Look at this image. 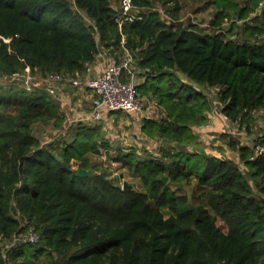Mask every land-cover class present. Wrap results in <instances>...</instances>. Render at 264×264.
I'll list each match as a JSON object with an SVG mask.
<instances>
[{"label": "trees", "instance_id": "trees-1", "mask_svg": "<svg viewBox=\"0 0 264 264\" xmlns=\"http://www.w3.org/2000/svg\"><path fill=\"white\" fill-rule=\"evenodd\" d=\"M158 1L174 4L167 12L180 20L179 0H131L146 11L122 26L123 10L112 0H0V77L28 68L40 79L72 75L86 71L102 48H127L143 78L139 94L163 112L161 120H144L142 133L184 146L215 110L241 125L264 110V25L247 23L261 0H209L221 9L213 27L233 13L244 24L240 40L197 23L168 22ZM60 110L45 90H0V264L56 257L61 264H264V154L255 150L264 136L253 145L231 141L235 158L163 149V159H143L136 149L122 151L115 160L148 189L133 191L96 172L78 174L92 168L89 153L111 148L99 142L97 127L74 128L75 138L59 142V152L34 135L38 120L59 124ZM165 177L177 184L195 178L205 202L190 204ZM30 227L39 242L6 247Z\"/></svg>", "mask_w": 264, "mask_h": 264}, {"label": "rangeland", "instance_id": "rangeland-1", "mask_svg": "<svg viewBox=\"0 0 264 264\" xmlns=\"http://www.w3.org/2000/svg\"><path fill=\"white\" fill-rule=\"evenodd\" d=\"M74 4L75 0H69ZM181 5L180 20H175L171 14H168L170 4L163 1L156 2V8L159 9L168 22L178 23L183 22L185 24L197 23L208 32L225 33L228 38L240 40L245 37L244 24L233 13L222 21L219 29H215L212 25V21L217 19V14L221 10L215 4L209 2V0H179ZM242 5L251 3L250 0H238ZM113 4L122 11V17L125 16L127 10V0H112ZM259 7L255 9L254 13L249 15L247 23L253 25L259 23L264 25V0H261ZM146 9L131 8L129 12L139 15ZM121 17V18H122ZM232 26H234L232 29ZM232 29V30H231ZM125 42V41H124ZM123 42V43H124ZM123 47L117 50V53L107 52L104 48L101 52L107 54L110 58V62L115 60L119 56V61L125 55L122 52ZM134 61L132 67L137 70V77L140 79V72L137 69V60L134 57L132 51H130ZM117 60V58H116ZM41 73H32L24 71L17 76L13 77H0V90H6L13 88L26 89L29 93L36 91H47L48 95L57 100L61 104L60 115L62 121L58 124L56 118H50L47 120H38L33 123V133L39 137L44 145L55 146L57 152L60 151L61 146L59 142L73 141L75 138L76 127L78 126H92L97 127L100 136L98 140L100 143L108 142L111 146L110 149L102 147L98 153H89L88 157L91 162L93 172L104 175L107 178L115 181L120 186L128 184L132 186L133 191H148L147 186L144 184L142 178L135 173H132L125 168L115 158L119 156L122 151H131L136 149L138 155L143 158L156 157L163 159L164 150L174 151L185 149L188 151H203L211 155H218L221 157H238V153L230 144L231 141L236 140L237 143H244L253 145L258 138L264 136V110H256L253 112V118L241 125L239 123H232L229 120L223 118L221 115L213 113L209 121L197 126L196 140L187 143L185 146L183 143L176 141L172 137H156L151 138L142 133V126L146 119H163V112L158 105L157 100H154L150 95L140 94L141 99L144 102V109L140 113L125 114V113H107L104 115V119L100 124L93 121L92 118V98L93 93L90 89L74 88L69 83H52L44 84L47 88H41L39 86V80ZM68 86V87H66ZM44 87V86H43ZM66 88H70L69 90ZM44 89V90H43ZM65 89L67 95L65 94ZM218 90H213L212 94L217 93ZM14 109L9 110L8 113H13ZM137 114V115H136ZM166 163L171 162V158L165 159ZM171 188L175 190L179 195L186 196L189 199L190 204L198 205L201 202H205V196L202 194L203 188L198 185L197 180L194 178L192 182L177 184L170 182L168 178L167 182ZM152 196V203L156 204ZM168 207H165L163 211L166 215H169ZM218 224L222 228L226 229L224 222L218 219ZM17 234L16 238L20 239L23 235ZM3 243V242H2ZM6 243H12L6 241ZM36 264H61V261L56 257L54 262H50L48 259L41 258Z\"/></svg>", "mask_w": 264, "mask_h": 264}, {"label": "built area", "instance_id": "built-area-1", "mask_svg": "<svg viewBox=\"0 0 264 264\" xmlns=\"http://www.w3.org/2000/svg\"><path fill=\"white\" fill-rule=\"evenodd\" d=\"M127 10L119 22L122 26L125 20H134L138 15L129 12L134 8L131 0H127ZM134 61L129 49L125 48V55L119 62L110 63L101 75H96L92 66H88L86 71H77L72 75L50 74L45 79H41L45 84L69 83L74 88L90 89L93 93L92 118L97 124H100L107 113H140L144 109V102L138 92L140 83L136 73L137 70L132 67ZM27 71L31 72L30 68ZM216 113V110L214 111ZM258 154H264V145L255 147ZM17 234L9 240L12 243H6L9 249L19 243H37L40 235L34 227H30L22 238H16Z\"/></svg>", "mask_w": 264, "mask_h": 264}, {"label": "crops", "instance_id": "crops-1", "mask_svg": "<svg viewBox=\"0 0 264 264\" xmlns=\"http://www.w3.org/2000/svg\"><path fill=\"white\" fill-rule=\"evenodd\" d=\"M107 56H108L107 54H104L103 52H101L99 57H98V59L94 63L88 65V66H92L93 67L96 75H101L103 73V71L105 70V68L110 63H112L114 61L113 60V61L110 62V58L111 57H107ZM139 81H140V83H142L143 78H140ZM66 87H68V86H66ZM66 89L69 90L70 88H66ZM66 89H65V94L67 95Z\"/></svg>", "mask_w": 264, "mask_h": 264}, {"label": "water", "instance_id": "water-1", "mask_svg": "<svg viewBox=\"0 0 264 264\" xmlns=\"http://www.w3.org/2000/svg\"><path fill=\"white\" fill-rule=\"evenodd\" d=\"M92 173H93V170L92 169H86V168H80L79 171H78V174L80 176H83V177L89 176ZM164 180L167 182L168 178L165 177ZM124 189H132V186H130L128 184H125Z\"/></svg>", "mask_w": 264, "mask_h": 264}]
</instances>
